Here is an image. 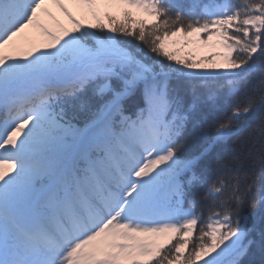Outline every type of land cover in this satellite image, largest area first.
<instances>
[{"label": "snow or ice", "instance_id": "6c2138e0", "mask_svg": "<svg viewBox=\"0 0 264 264\" xmlns=\"http://www.w3.org/2000/svg\"><path fill=\"white\" fill-rule=\"evenodd\" d=\"M257 64L264 0H0V264H264Z\"/></svg>", "mask_w": 264, "mask_h": 264}, {"label": "rangeland", "instance_id": "374dc122", "mask_svg": "<svg viewBox=\"0 0 264 264\" xmlns=\"http://www.w3.org/2000/svg\"><path fill=\"white\" fill-rule=\"evenodd\" d=\"M49 10L55 15L58 19L62 21L63 17L60 16L58 10L53 5L47 6ZM85 23H88L89 21H84ZM21 41L22 47L29 46L30 43H40V37L38 36L35 29H28L26 30L25 34L22 35V37L18 38ZM176 40L181 41V44L176 45L175 49L171 50H177L179 51L180 57L191 55L192 58L199 61L202 59H205L206 57H209L213 54V52H218L223 54L224 50L219 47H213V45L216 43L215 40L209 41L207 44L202 42H195L193 44L188 45L186 48L182 46L183 43V37H176L174 38ZM188 39L195 40V37H189ZM218 63H222L221 61H218ZM200 70H211V65L205 64L202 69Z\"/></svg>", "mask_w": 264, "mask_h": 264}, {"label": "trees", "instance_id": "16d2710c", "mask_svg": "<svg viewBox=\"0 0 264 264\" xmlns=\"http://www.w3.org/2000/svg\"><path fill=\"white\" fill-rule=\"evenodd\" d=\"M80 17H78L79 19ZM62 22L66 23L65 21H63L62 19ZM41 46L42 45V41L40 39V43H39ZM254 73L255 75H260L261 73H264V68H262L259 64H257L254 68ZM132 105H133V100L129 99L128 101H126V106L128 107L129 111L126 113L128 115H132V111H131V108H132ZM189 134L190 135H194L195 132L194 130L192 129L191 126H189ZM249 227L253 228L254 229V233L253 235L256 236L258 238L259 236V232L264 229V214H261V213H257L256 216L251 220L250 224H249ZM186 254V253H185Z\"/></svg>", "mask_w": 264, "mask_h": 264}]
</instances>
